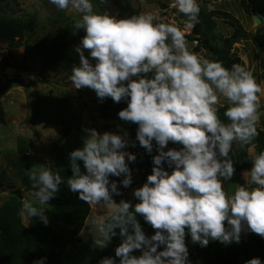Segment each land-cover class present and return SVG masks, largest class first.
I'll return each mask as SVG.
<instances>
[{
    "label": "clouds",
    "instance_id": "1",
    "mask_svg": "<svg viewBox=\"0 0 264 264\" xmlns=\"http://www.w3.org/2000/svg\"><path fill=\"white\" fill-rule=\"evenodd\" d=\"M50 3L80 14L73 25L84 32L75 47L79 65L71 70L74 88L93 90L101 102L109 97L115 103L126 101L119 119L138 126L136 140L148 153L153 141L156 144L151 174L133 190L135 204L123 199L116 203L113 196L121 192L109 179L123 176L124 188L132 183L128 162L136 156L124 149L135 144L126 131L121 135L85 128L82 147L69 153V190L86 204L107 209L93 221L99 236L94 245L103 249L117 234L121 238L115 255L98 264H189L186 230L201 247L209 240L239 243L246 230L264 238V151L253 156L249 186L237 185L232 195L223 187L235 173L229 158L233 142L248 145L258 134V94L264 88L253 73L239 64L228 69L221 61L194 53L175 22L154 23L158 14L117 18L94 11L91 0ZM171 6L187 17L186 27L199 23L197 0H174ZM221 97L229 102L227 124L217 114ZM169 142L181 147L168 148ZM25 174L32 191L22 203L23 213L47 224L42 206L55 198L63 181L43 164ZM137 216L151 225L153 235L144 233ZM137 250L140 255L133 254ZM245 264L262 261L254 257Z\"/></svg>",
    "mask_w": 264,
    "mask_h": 264
},
{
    "label": "rangeland",
    "instance_id": "2",
    "mask_svg": "<svg viewBox=\"0 0 264 264\" xmlns=\"http://www.w3.org/2000/svg\"><path fill=\"white\" fill-rule=\"evenodd\" d=\"M120 1L127 5V14L138 15L144 13L158 14L159 19L154 23L175 22L185 34L190 33L192 28L185 25V19L181 13L172 7L174 0H91L94 11L120 17V13L114 3ZM199 5L207 10L226 12L229 18L236 19L238 24L245 31L258 29L264 32V24H257L253 17L249 16L239 5V0H197ZM0 15L11 17L33 16L34 24L27 35L15 44L0 45V60L5 59L6 64H0V102L4 110L5 123L0 124V214L8 207L19 201L15 193L20 190L22 203L25 199L31 198V181L25 174V170L33 165L43 164L49 168V164L60 166L64 161L69 160V153L83 145V138L86 133L83 129H95L99 133L105 131L117 133L124 131L117 120H106L99 115V105L102 103L96 93L88 88L75 89L71 82V74L66 70H59L57 73L43 64L40 47L61 26L74 25L80 19V14L71 7L67 10H59L50 0H18L0 4ZM221 14L216 18V27L213 29L216 37L228 36L232 32L228 20ZM71 30V29H69ZM83 30H77L72 45L80 44L83 37ZM219 44L220 40H216ZM191 51L203 58L210 60L209 53L199 47V40L188 41ZM234 52L240 57L242 67L253 73L258 84L264 88V55L259 54V48L251 38H241L233 44ZM6 68L12 70L11 74L5 72ZM260 95L259 120L264 117V92ZM125 107H127V102ZM228 102L221 97V104ZM220 104V105H221ZM219 106V105H217ZM64 128L68 134L61 139ZM136 130L129 132H134ZM125 132V131H124ZM22 136L29 142V149L20 153L17 146L18 137ZM132 143L133 140L130 138ZM234 141L232 147L237 146ZM178 144L169 142L168 148H176ZM131 151L136 155V145H129ZM250 157L253 159L255 150L249 148ZM80 163L83 170V163ZM131 170L132 183L126 188L125 193L128 202H138L133 195V190L142 186L138 180L137 167L134 162H128ZM248 170H242L237 178L223 184L224 190L232 195L237 185H248ZM46 209V205L42 206ZM107 209L90 205L89 213L84 225L78 234L86 242L93 243L98 232L93 221L99 219ZM23 220L27 222L26 213ZM94 244V243H93ZM159 250V249H158ZM136 255H140L136 251Z\"/></svg>",
    "mask_w": 264,
    "mask_h": 264
},
{
    "label": "trees",
    "instance_id": "3",
    "mask_svg": "<svg viewBox=\"0 0 264 264\" xmlns=\"http://www.w3.org/2000/svg\"><path fill=\"white\" fill-rule=\"evenodd\" d=\"M17 1L0 0V4ZM239 5L249 16H259L262 19L260 24H264V0H239ZM114 6L117 7L120 17H129L127 5L118 1L116 4L114 3ZM199 6V23L192 27L190 33L185 34V39L187 41L199 40V47L209 53L210 60L221 61L223 66L228 69H231L233 64L242 65L240 57L233 50V44L241 38L248 37L259 48V54L264 55V32H260L257 28L247 32L236 19L229 18L228 13L207 10L204 6ZM218 14L231 19L228 20L232 28L230 35L216 37L214 34L213 29L216 27ZM180 16L187 20V17L182 13ZM27 17L0 15V45L15 44L27 35L34 24L33 16ZM74 31L73 25L61 26L42 44L40 53L45 67L56 73L59 70H66L71 74L73 66L79 65V57L72 45L73 38L77 35V31ZM216 40H220L221 44ZM85 55H88L87 52ZM1 63L6 64L7 62L3 58L0 60ZM228 105L229 102H225L217 106V114L226 124L229 121L224 116V111ZM125 106V102L115 103L110 97L105 98L99 105V115L106 120H117L126 132L127 130H137L136 124L126 123L119 119L118 112L126 108ZM3 123H5L4 110L0 102V124ZM261 125H264V117L261 119ZM256 128L258 134L250 144L241 146L238 141L237 146L232 147L229 152V158L233 161L235 168L231 180L237 178L242 170L251 168L250 147L254 148L255 154L264 151V128L258 124ZM124 131H119L118 134L122 135ZM67 134L68 129L64 128L61 139ZM127 138H131L136 145L137 153L134 163L137 167L138 180L143 185L147 176L151 174L152 157L157 154L156 144L153 141V150L148 153L136 140V131L129 132ZM17 146L20 153H25L30 144L22 136H19ZM180 147L177 145L176 149ZM125 149L131 151L129 146ZM48 167L53 174H59L63 181L55 198L51 199L44 209L48 223H43L38 217H28L27 214V222L23 220L22 194L20 190H16L15 193L19 201L0 214V264H35L41 258H46L44 264H98V261L103 257H113L114 250L121 241L118 234L103 249L78 236L89 213L90 205L80 200L78 194L70 191L67 186V181L71 176L69 160L64 161L59 167L52 164H49ZM164 167L171 171L166 164ZM81 171L83 172L84 169ZM109 179L117 182L121 192V195L113 196L114 201L116 203H119L121 199L127 201L126 188L120 184L123 176H110ZM228 183V180L223 181L225 185ZM137 219L146 235L154 234V229L144 221L143 217L137 216ZM185 244L188 249L189 264H245L247 260L254 257H258L264 264V238L247 230L241 233L239 243L232 242L225 245L219 241L209 240L206 247L193 243L186 230ZM159 250H162V247ZM133 254L136 255V251Z\"/></svg>",
    "mask_w": 264,
    "mask_h": 264
},
{
    "label": "water",
    "instance_id": "4",
    "mask_svg": "<svg viewBox=\"0 0 264 264\" xmlns=\"http://www.w3.org/2000/svg\"><path fill=\"white\" fill-rule=\"evenodd\" d=\"M253 19H254V21H255L257 24H260V22L262 21V19H261L259 16H257V15H253ZM5 72H6L7 74H11V73H12V70L9 69V68H6Z\"/></svg>",
    "mask_w": 264,
    "mask_h": 264
}]
</instances>
